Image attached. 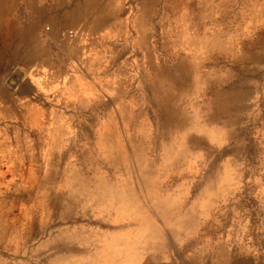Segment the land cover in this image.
<instances>
[{"label": "rangeland", "instance_id": "1", "mask_svg": "<svg viewBox=\"0 0 264 264\" xmlns=\"http://www.w3.org/2000/svg\"><path fill=\"white\" fill-rule=\"evenodd\" d=\"M113 72L0 148V264H264V0H130Z\"/></svg>", "mask_w": 264, "mask_h": 264}, {"label": "crops", "instance_id": "2", "mask_svg": "<svg viewBox=\"0 0 264 264\" xmlns=\"http://www.w3.org/2000/svg\"><path fill=\"white\" fill-rule=\"evenodd\" d=\"M128 51L130 0H0V148L48 131L54 114H102L107 74Z\"/></svg>", "mask_w": 264, "mask_h": 264}, {"label": "built area", "instance_id": "3", "mask_svg": "<svg viewBox=\"0 0 264 264\" xmlns=\"http://www.w3.org/2000/svg\"><path fill=\"white\" fill-rule=\"evenodd\" d=\"M66 34H67V37H68L69 39L73 38V36H74V32H73L72 30L67 31Z\"/></svg>", "mask_w": 264, "mask_h": 264}, {"label": "water", "instance_id": "4", "mask_svg": "<svg viewBox=\"0 0 264 264\" xmlns=\"http://www.w3.org/2000/svg\"><path fill=\"white\" fill-rule=\"evenodd\" d=\"M12 78H13V77H12ZM11 80H12V79H11ZM11 80L8 82V84H13Z\"/></svg>", "mask_w": 264, "mask_h": 264}, {"label": "bare ground", "instance_id": "5", "mask_svg": "<svg viewBox=\"0 0 264 264\" xmlns=\"http://www.w3.org/2000/svg\"><path fill=\"white\" fill-rule=\"evenodd\" d=\"M178 72V71H177ZM185 76V75H184ZM181 92V91H180ZM217 103H219V102H217ZM216 104V103H215Z\"/></svg>", "mask_w": 264, "mask_h": 264}]
</instances>
